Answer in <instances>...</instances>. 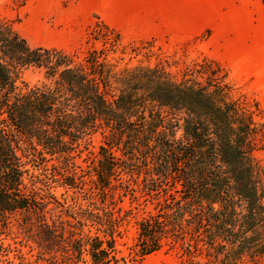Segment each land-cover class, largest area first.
Returning a JSON list of instances; mask_svg holds the SVG:
<instances>
[{"label":"trees","instance_id":"obj_1","mask_svg":"<svg viewBox=\"0 0 264 264\" xmlns=\"http://www.w3.org/2000/svg\"><path fill=\"white\" fill-rule=\"evenodd\" d=\"M77 52L30 45L0 22V264L1 236L16 213L41 262L127 264L115 246L122 220L93 198L119 190L155 201L136 223L139 256L177 243L184 256L174 264L264 261L258 104L251 110L232 98L213 60L195 70L201 81L157 66L116 71L99 50L79 60ZM27 66L42 69L45 81L20 86ZM94 131L102 142L88 161L86 189L74 154ZM52 183L89 190L88 204L64 206Z\"/></svg>","mask_w":264,"mask_h":264},{"label":"rangeland","instance_id":"obj_2","mask_svg":"<svg viewBox=\"0 0 264 264\" xmlns=\"http://www.w3.org/2000/svg\"><path fill=\"white\" fill-rule=\"evenodd\" d=\"M101 1L0 0V22L9 24L30 45L78 51L77 60L87 50H99L103 60L116 71L138 65L157 66L174 79L187 72L203 81L205 75L195 70L207 68V64H202L204 59L213 60L226 72L230 96L251 110L256 102L259 110H254V118L264 122V11L260 0H149L147 19L141 12V0H132L128 18L114 17L108 3L102 13L91 8L107 0ZM42 81H45L43 70L27 66L18 84L34 85ZM101 139L98 131L91 132L81 142L80 152L74 154L86 189L91 185L88 161ZM259 144L261 148L253 155L264 181V138ZM86 189L55 183L50 188L64 206L73 202L86 206L90 196ZM93 198L97 206L110 208L122 220L115 246L118 256L127 264H174L184 256L177 243L164 244L144 256L136 253V223L153 211L152 198L139 190L134 195L119 190L113 197L107 195L102 199L96 194ZM64 209L53 206L51 212L73 221ZM21 217L22 214L16 213L9 230L1 236L6 247L1 264H46L38 260L34 244L26 238L27 232L20 226ZM83 229L86 232L87 228ZM76 264L90 263L84 257Z\"/></svg>","mask_w":264,"mask_h":264},{"label":"crops","instance_id":"obj_3","mask_svg":"<svg viewBox=\"0 0 264 264\" xmlns=\"http://www.w3.org/2000/svg\"><path fill=\"white\" fill-rule=\"evenodd\" d=\"M141 1H142L141 12L145 14L146 19H147L148 12H149V0H141ZM106 3H108L109 10H111V12H114L113 15L116 18L117 17L128 18L130 13L132 12L131 11L132 0H107L105 4L93 5L91 8H94L98 12L102 13L106 10V7H107ZM143 3H144V6H143Z\"/></svg>","mask_w":264,"mask_h":264}]
</instances>
